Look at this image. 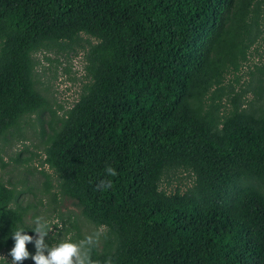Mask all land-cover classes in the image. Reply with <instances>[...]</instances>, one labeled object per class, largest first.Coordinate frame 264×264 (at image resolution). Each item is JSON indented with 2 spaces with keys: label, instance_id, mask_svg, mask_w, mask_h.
<instances>
[{
  "label": "trees",
  "instance_id": "trees-1",
  "mask_svg": "<svg viewBox=\"0 0 264 264\" xmlns=\"http://www.w3.org/2000/svg\"><path fill=\"white\" fill-rule=\"evenodd\" d=\"M81 34L96 41L91 82L47 134L44 163L107 229L92 259L264 264V109L233 100L224 114L211 98L264 34V0H0V139L49 107L33 55ZM178 169L193 185L160 190ZM17 199L0 182V252L18 228L34 233Z\"/></svg>",
  "mask_w": 264,
  "mask_h": 264
},
{
  "label": "rangeland",
  "instance_id": "rangeland-1",
  "mask_svg": "<svg viewBox=\"0 0 264 264\" xmlns=\"http://www.w3.org/2000/svg\"><path fill=\"white\" fill-rule=\"evenodd\" d=\"M95 43L92 37L81 34L74 42L51 45L33 55L35 89L49 107L41 114L27 116L0 139V182L14 189L17 203L26 207L27 227L34 228L36 217L50 222L52 231L45 238L49 247L68 237L76 242L94 233L100 234L97 248L105 246L107 229L87 220L74 202L61 194L56 174L44 163L47 134L59 125L91 82L85 69V53ZM213 93L211 98L221 105L224 114L232 109L233 100L256 114L264 109V34L252 47L248 60L238 71H228L220 89ZM193 180L185 170H172L162 177L160 190L183 193ZM30 236L33 241L38 238L35 233ZM12 248L0 252L4 258L0 264H12L8 255ZM27 250L30 258L23 264H34V242L27 245Z\"/></svg>",
  "mask_w": 264,
  "mask_h": 264
},
{
  "label": "clouds",
  "instance_id": "clouds-1",
  "mask_svg": "<svg viewBox=\"0 0 264 264\" xmlns=\"http://www.w3.org/2000/svg\"><path fill=\"white\" fill-rule=\"evenodd\" d=\"M105 173L111 177L117 175L116 169L110 165L105 168ZM112 186L111 180L105 179L96 185V190L103 191L111 189ZM33 224V232L38 237L35 241H33L32 236L25 234L23 228H18L12 233L14 247L8 254L12 258V264H23V261L30 258L27 245L33 242L36 254L31 256V259L34 261V264H98L97 261L92 259V251L99 244V233L88 235L76 242H73L71 237H68L49 247L45 243V238L52 231L50 222L41 217H36L33 220ZM0 259L4 258L0 257ZM104 264H111V258H108Z\"/></svg>",
  "mask_w": 264,
  "mask_h": 264
}]
</instances>
